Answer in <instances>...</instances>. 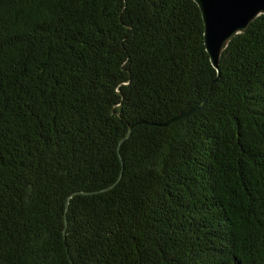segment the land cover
<instances>
[{"label": "trees", "instance_id": "1", "mask_svg": "<svg viewBox=\"0 0 264 264\" xmlns=\"http://www.w3.org/2000/svg\"><path fill=\"white\" fill-rule=\"evenodd\" d=\"M0 264H264V14L0 0Z\"/></svg>", "mask_w": 264, "mask_h": 264}, {"label": "water", "instance_id": "2", "mask_svg": "<svg viewBox=\"0 0 264 264\" xmlns=\"http://www.w3.org/2000/svg\"><path fill=\"white\" fill-rule=\"evenodd\" d=\"M194 2L199 8L203 22L205 51L211 66L219 75L221 54L236 35L245 32L252 21L264 14V0H194ZM134 126L129 127L126 138L130 136Z\"/></svg>", "mask_w": 264, "mask_h": 264}]
</instances>
